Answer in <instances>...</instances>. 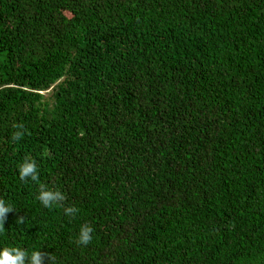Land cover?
<instances>
[{
	"label": "trees",
	"instance_id": "1",
	"mask_svg": "<svg viewBox=\"0 0 264 264\" xmlns=\"http://www.w3.org/2000/svg\"><path fill=\"white\" fill-rule=\"evenodd\" d=\"M0 198L55 264H264V0H0Z\"/></svg>",
	"mask_w": 264,
	"mask_h": 264
},
{
	"label": "clouds",
	"instance_id": "2",
	"mask_svg": "<svg viewBox=\"0 0 264 264\" xmlns=\"http://www.w3.org/2000/svg\"><path fill=\"white\" fill-rule=\"evenodd\" d=\"M22 126L17 125V128ZM24 135V131H16L12 135L13 142L20 140ZM19 178L22 182H29L38 185V193L36 199L40 204L47 208H62L64 214L70 218H75L79 209L75 206H66V195L60 189L49 187L46 183L40 181L37 162L30 156H25L24 160L18 165ZM15 208L11 204H7L3 198H0V232L4 231V224L7 214L13 212ZM23 217H19L17 223L23 224ZM94 229L89 223L80 226L76 243L78 245L87 246L93 239ZM50 256V264H55L52 254L42 253L40 250H33L31 253L20 247H4L0 250V264H43L44 256Z\"/></svg>",
	"mask_w": 264,
	"mask_h": 264
}]
</instances>
